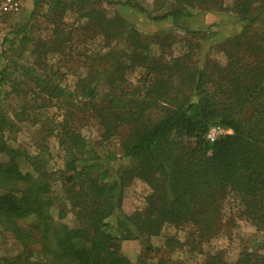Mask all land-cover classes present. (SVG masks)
<instances>
[{"label": "trees", "instance_id": "obj_1", "mask_svg": "<svg viewBox=\"0 0 264 264\" xmlns=\"http://www.w3.org/2000/svg\"><path fill=\"white\" fill-rule=\"evenodd\" d=\"M168 2L165 12L151 16L136 0H34L32 14L46 4L47 38L33 36L26 20L12 25L13 39H3L9 53L0 71V157L8 163H0V232L20 246L12 258L0 259L3 264H131L120 253L124 240L142 244L137 264H147L150 254L160 253L152 240L166 226H191L192 243L217 238L229 196L264 233V27L259 26L264 0ZM105 3L174 26L196 10L231 12L242 26L219 44L221 64L210 53L200 55L214 34L186 30L189 37L174 54L172 30L148 37L118 11L108 13ZM87 37L101 47L87 51L73 89L59 82L52 65L41 70L74 38L85 43ZM29 47L32 62L18 66ZM19 69L24 87L13 76ZM136 70L143 78L134 86L126 76ZM6 88L20 103L4 104ZM51 107L58 112L52 119L36 118ZM89 120L100 127L97 143H88L81 133ZM24 122H41V147L35 155L11 148L4 136ZM213 126L229 133L210 143L205 135ZM51 137L65 156V175L58 180L68 210L64 201L56 203L55 179L46 169V139ZM111 140L118 141V155L106 150L101 156L98 147ZM117 158L129 164L117 167ZM134 180L149 192L141 210L124 215L123 192ZM52 207H57L56 220ZM68 212L77 221L74 227L59 223ZM112 215L114 230L106 222ZM28 218L33 221L25 227L21 221ZM180 247L175 237L164 238L165 253ZM152 264L186 263L161 255ZM191 264H264V244L249 250L241 242L234 262L216 252Z\"/></svg>", "mask_w": 264, "mask_h": 264}, {"label": "rangeland", "instance_id": "obj_2", "mask_svg": "<svg viewBox=\"0 0 264 264\" xmlns=\"http://www.w3.org/2000/svg\"><path fill=\"white\" fill-rule=\"evenodd\" d=\"M136 1L142 5L145 11L151 16H157L165 12L169 7L168 3H170L168 2L169 0ZM22 2V10L17 15L12 16L10 21H8L11 23V29L14 23H21L28 20V30L33 34V36L36 38L39 37L40 39H46L49 34V26L42 18V12L46 8V4L42 3L41 9L38 7L35 10V13L32 14L34 0H22ZM103 6L108 13H112L115 10L118 11L123 17L134 23L142 34H145L148 37L156 32H166L172 30L174 35H176L172 41L173 45L171 46V51L174 54L180 51V47L184 44L185 38L189 37L186 34V30L199 31L201 33H212L214 34V37L207 40L203 44L204 49L200 55L203 57L204 55L210 53L211 58L216 59L221 64L224 63V56L222 52L218 51V48L220 47L219 44L224 42L228 37L238 34L242 26V23L231 12L211 13L196 10L190 18H182L177 21L176 26H174V23L170 20L165 22H154L148 20L144 17V15H141L140 13L127 7L124 8L117 5H108L107 3ZM71 20L72 18H68L66 19V22L71 23ZM7 26H9V24H7ZM259 26L264 27V23ZM10 27H7V31L9 32L4 37L7 40L13 39ZM8 43L9 42L3 43V40L0 42V71L6 65V61L3 56L5 57L9 53ZM98 47H101V44L99 42L94 43L90 41V38L88 37L86 38L85 43L82 42V39L79 40L74 38V42L70 43L65 48V52L63 54L52 55L53 57L50 58L49 64L41 66V70L48 65H52L53 71L56 70L58 72L57 77L59 78V82L71 90L74 88L76 81V70L84 61L87 51L95 50ZM30 49L31 48L29 47L28 52L24 51L18 58V66L30 64L32 62L29 55ZM13 76L17 79V84H19L20 87L25 86L23 73L20 69L15 71ZM126 78L130 84L137 86L139 81L143 78L142 71H132L127 74ZM98 91L102 94L105 91V88L101 87ZM6 92H10L9 88L4 90V104L8 105L10 103H20L16 97L14 98L11 95L8 96ZM3 109L1 112L2 114L6 113V110ZM56 113H58L56 108L51 107L44 111L41 110L37 112L35 116L39 121H42L44 118L52 119L55 115H57ZM18 127V131L13 134L11 132H7V130L4 131L7 144L11 148H21L30 155H35L41 147L40 144L43 135L41 122L36 124L24 122L20 123ZM81 133L90 144L100 141V127L94 122V120H89L88 124L82 126ZM46 143L48 145L46 169L52 173V177L55 179V181H53V188L57 195L56 203H62L64 201V194L62 191L63 186L61 181L58 179H60V177H64L65 175V156L54 137L46 139ZM106 150L117 153L118 155V141L111 140L110 142H104L98 147V152L101 156L105 155ZM0 163L3 166H6L8 163L7 158L3 156L0 157ZM128 164L129 162L127 160L119 158L115 161V165L121 168H124ZM28 169L29 167L24 171H28ZM111 174H113V171H111ZM148 192L149 188L147 185L139 180H134L130 186L125 188L123 192L121 202L122 213L124 215H130L134 211L141 210L144 206V198ZM62 204H65L66 209L68 210L69 205H67L65 201ZM224 209L220 235L207 242L201 243L199 241H194V243H192L194 229L189 225L182 227L166 226L163 229L161 236L152 240L153 245L159 247L160 253L150 254L146 259L147 264L156 262L161 255L169 259L171 262H183L186 264L199 263L204 259V257H206L207 254L210 255L216 252H221L226 261L234 262L238 257L241 242H243L249 250H253L261 244H264V233L256 231L255 227L242 216L241 206L236 199L229 196ZM50 213L53 219L56 220L57 207H52ZM32 221V218H28L26 220H22L21 223H23V226L27 227ZM106 222L109 225V229L112 227V230H114L115 215H112L106 220ZM59 223L66 224L69 227L77 225V221L71 212H68L67 216L59 220ZM169 236H173L180 241L181 247L172 253H165L162 245L164 238ZM77 245L81 248H86L84 243H77ZM119 249L120 253L127 257L131 264H137L139 256L143 253V246L138 240H124L120 243ZM19 251L20 246L12 237L9 234L0 232V259L4 257L12 258ZM0 264L3 263L0 262Z\"/></svg>", "mask_w": 264, "mask_h": 264}, {"label": "built area", "instance_id": "obj_3", "mask_svg": "<svg viewBox=\"0 0 264 264\" xmlns=\"http://www.w3.org/2000/svg\"><path fill=\"white\" fill-rule=\"evenodd\" d=\"M23 6L22 0H0V42L4 39L7 31V24L10 17L17 15ZM11 31V27H10ZM229 131L220 127H210L207 131L205 138L208 142L213 143L220 138H222L225 134H228Z\"/></svg>", "mask_w": 264, "mask_h": 264}]
</instances>
